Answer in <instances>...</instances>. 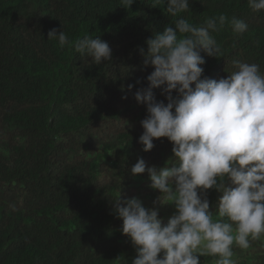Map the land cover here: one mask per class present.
<instances>
[{
	"label": "trees",
	"instance_id": "trees-1",
	"mask_svg": "<svg viewBox=\"0 0 264 264\" xmlns=\"http://www.w3.org/2000/svg\"><path fill=\"white\" fill-rule=\"evenodd\" d=\"M190 7L180 15L193 24L219 14L248 24L243 34L228 25L215 34L222 56L200 50L201 79L226 78L234 59L264 72V11L253 12L247 0H191ZM166 8L151 0L130 8L120 0H0V264H132L138 253L121 231L114 198L141 199L164 224L176 211L158 203L162 193L147 171L131 173L140 158L163 167L173 157L167 137L143 151L147 106L135 99L154 71L140 48L147 51V39L179 18ZM51 29L73 41L98 36L109 43L111 61L96 65L59 49L48 40ZM163 87L153 92L167 103ZM221 195L207 191L214 214ZM233 251L237 264H264V239ZM200 264L214 259L200 256Z\"/></svg>",
	"mask_w": 264,
	"mask_h": 264
},
{
	"label": "clouds",
	"instance_id": "clouds-1",
	"mask_svg": "<svg viewBox=\"0 0 264 264\" xmlns=\"http://www.w3.org/2000/svg\"><path fill=\"white\" fill-rule=\"evenodd\" d=\"M190 2L151 0L153 6L166 3V12L179 18L175 28L165 27L147 39V51L139 50L145 67H154L148 87L135 92V99L147 106L139 142L147 152L154 138L167 137L173 157L163 167L147 166L140 158L131 173L147 171L151 187L162 193L158 203H173L176 211L164 224L158 209L146 208L141 199L114 198L121 231L138 253L132 264H200V256L212 257L214 264H237L234 247L247 250L264 239V72L257 63L234 59L226 78L201 79L205 58L200 50L222 56L215 34L226 25L243 34L248 24L225 14L193 24L180 15L191 10ZM133 3L120 0L126 8ZM247 3L253 12L264 11V0ZM48 40L96 65L112 58L109 43L98 36L73 41L51 29ZM161 86L167 103L157 101L153 92ZM213 188L222 193L215 214L207 198Z\"/></svg>",
	"mask_w": 264,
	"mask_h": 264
}]
</instances>
